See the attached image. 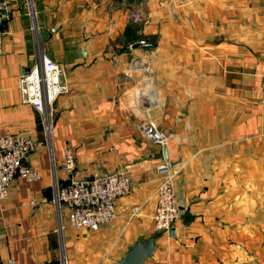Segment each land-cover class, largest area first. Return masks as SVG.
<instances>
[{
    "label": "crops",
    "instance_id": "obj_1",
    "mask_svg": "<svg viewBox=\"0 0 264 264\" xmlns=\"http://www.w3.org/2000/svg\"><path fill=\"white\" fill-rule=\"evenodd\" d=\"M6 3L0 134L32 140L24 162L39 178L13 180L0 204V264H116L155 233L165 158L142 133L148 122L170 134L164 147L180 215L174 237H157L142 264H264L261 0ZM40 54L60 66L66 88L45 114L16 89ZM65 148L72 177L128 174L129 193L97 231L72 228L52 201L69 179L60 168Z\"/></svg>",
    "mask_w": 264,
    "mask_h": 264
},
{
    "label": "built area",
    "instance_id": "obj_2",
    "mask_svg": "<svg viewBox=\"0 0 264 264\" xmlns=\"http://www.w3.org/2000/svg\"><path fill=\"white\" fill-rule=\"evenodd\" d=\"M264 8V0H261ZM9 17L6 0H0V40L3 25ZM131 20H138V13L131 14ZM138 43L143 44V40ZM58 64L40 54L39 61L17 77L16 89L23 102L35 111L45 114L48 106L65 91ZM259 101L264 105V74L261 76ZM47 112V111H46ZM142 133L152 143L164 147L170 134L158 129L152 123L142 127ZM32 140L22 132L0 134V204L5 199L13 180L19 178L35 181L39 172L24 162L26 154L33 150ZM162 177L155 188V205L152 213V230L167 235V231L179 220V207L173 192L172 180L175 171L168 168L167 160L157 165ZM60 168L69 175L66 183L55 187L53 203L66 210L67 223L74 229L97 231L114 217V201L129 193L131 184L126 172H114L94 178H75L74 157L70 149L61 154ZM71 175V176H70ZM136 208L132 209L131 215ZM4 264H19L7 258Z\"/></svg>",
    "mask_w": 264,
    "mask_h": 264
},
{
    "label": "water",
    "instance_id": "obj_3",
    "mask_svg": "<svg viewBox=\"0 0 264 264\" xmlns=\"http://www.w3.org/2000/svg\"><path fill=\"white\" fill-rule=\"evenodd\" d=\"M27 72V69L24 70ZM163 156L166 160V150L162 147ZM162 233L157 232L148 236L144 240L136 239L130 247H128L123 255L118 258L116 264H142L147 257L153 254L155 249L154 240L159 237ZM169 237H174L173 227L167 231Z\"/></svg>",
    "mask_w": 264,
    "mask_h": 264
},
{
    "label": "rangeland",
    "instance_id": "obj_4",
    "mask_svg": "<svg viewBox=\"0 0 264 264\" xmlns=\"http://www.w3.org/2000/svg\"><path fill=\"white\" fill-rule=\"evenodd\" d=\"M137 13V12H136ZM163 235H165V234H163Z\"/></svg>",
    "mask_w": 264,
    "mask_h": 264
}]
</instances>
